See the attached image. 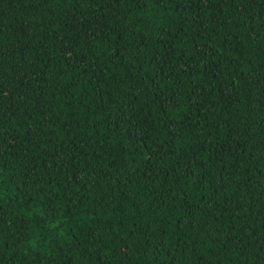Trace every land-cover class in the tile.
<instances>
[{
  "label": "trees",
  "instance_id": "16d2710c",
  "mask_svg": "<svg viewBox=\"0 0 264 264\" xmlns=\"http://www.w3.org/2000/svg\"><path fill=\"white\" fill-rule=\"evenodd\" d=\"M0 264H264V0H0Z\"/></svg>",
  "mask_w": 264,
  "mask_h": 264
}]
</instances>
